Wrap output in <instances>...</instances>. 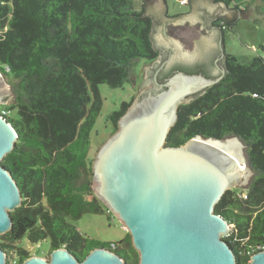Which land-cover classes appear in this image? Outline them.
<instances>
[{"label": "trees", "instance_id": "1", "mask_svg": "<svg viewBox=\"0 0 264 264\" xmlns=\"http://www.w3.org/2000/svg\"><path fill=\"white\" fill-rule=\"evenodd\" d=\"M142 1L138 10L135 0H0V71L14 93L0 113L18 133L2 165L22 193L21 206L11 212V229L0 235L7 264L31 256L19 244L25 238L48 239L49 254L66 248L80 261L95 248L111 249V241L87 237L70 219L110 212L92 187L91 132L103 107L99 86L122 87L136 61L158 55ZM213 1L227 6L234 0ZM220 22L224 34L233 20ZM224 69L220 81L179 105L166 145L180 146L197 135L236 136L245 144L253 171L248 197L240 196V188L227 190L215 211L236 227L238 234L224 239L237 264H249L252 247L264 238V57L243 63L225 53ZM129 105L124 102L110 115L111 134ZM116 242L120 246L113 251L127 264H139L129 232Z\"/></svg>", "mask_w": 264, "mask_h": 264}, {"label": "water", "instance_id": "2", "mask_svg": "<svg viewBox=\"0 0 264 264\" xmlns=\"http://www.w3.org/2000/svg\"><path fill=\"white\" fill-rule=\"evenodd\" d=\"M146 8L152 17L155 44L171 50L172 61L195 56L204 47L219 43L218 25L210 22L222 15L260 19L252 0L247 11L226 9L220 2H192L189 15L165 18L163 0ZM191 23L206 29V35L186 51L171 38L170 24ZM221 50V49H220ZM160 55L158 56V58ZM153 67L144 74L145 87L118 121V130L99 148L93 162V188L96 196L117 216L131 235L139 254V264H237V256L224 239L229 222L215 211L227 190L245 187L253 175L245 144L236 136L223 138L197 135L180 146H167L166 140L178 118L179 105L193 100L221 80L202 74L177 71L154 89ZM222 72L225 73V70ZM0 71V104H12V90ZM18 133L0 113V235L12 227L11 212L22 204V193L12 173L2 165L16 144ZM248 185V184H247ZM0 247V264H7ZM22 264H127L117 252L98 247L83 261L66 248L51 251L48 257L31 255ZM249 264H264V250L251 255Z\"/></svg>", "mask_w": 264, "mask_h": 264}, {"label": "rangeland", "instance_id": "3", "mask_svg": "<svg viewBox=\"0 0 264 264\" xmlns=\"http://www.w3.org/2000/svg\"><path fill=\"white\" fill-rule=\"evenodd\" d=\"M251 1L252 0H234L227 6L223 3L221 4L226 9L247 11ZM135 2L136 8L140 10L143 1L135 0ZM149 2L152 3L155 8L160 7L159 0H150L148 3ZM215 3L217 2L213 1V4ZM163 4L165 7L163 16L165 18L186 16L189 15L192 10V3L184 4L181 0H163ZM255 11L257 13L264 14V5H257L255 7ZM146 12L150 16L148 10H146ZM220 18L226 19V16L222 15L215 18L210 22V24L218 25L221 35L220 24L222 23L220 22ZM228 19L233 20V22L231 26H226V29L223 31L224 34L222 44L224 46V52L233 54L240 62L243 63H246L257 56L264 57V16L260 19H250L239 16H232ZM166 33L171 38L176 40L182 49L192 51L194 49V42L206 35V29H204L201 25H194L191 23L170 24L166 27ZM155 63L156 62H152V59L147 58L136 61L132 68L129 80L126 81L122 87L114 88L108 84H101L99 86L103 98V107L101 114L91 132L92 146L90 157L92 159H95L101 145L112 135L113 124L109 119L110 115L115 111H119L124 102L130 103L131 105L134 101L141 97L146 84L144 74L149 71ZM5 80L12 90L11 82L7 79V77ZM12 96L14 99L13 90ZM0 107H4V105L0 104ZM11 114L14 117H18V111L16 109H13ZM246 186L237 188L245 191ZM93 191L96 195L94 188ZM92 197L93 196H89L90 199H92ZM70 221L82 234L95 240L121 241L127 234V230L124 228L119 218L110 212L102 214L86 213L81 218L70 219ZM19 244L20 246L26 248L31 255H38L42 257L49 256L48 252L50 250V241L48 239L39 243H31L25 238ZM13 260L15 261V258H13Z\"/></svg>", "mask_w": 264, "mask_h": 264}, {"label": "flooded vegetation", "instance_id": "4", "mask_svg": "<svg viewBox=\"0 0 264 264\" xmlns=\"http://www.w3.org/2000/svg\"><path fill=\"white\" fill-rule=\"evenodd\" d=\"M166 16V14H165ZM215 25V24H213ZM153 29V26H152ZM166 34V31H164ZM223 34L221 32L219 43L216 46L215 49H212V47H204L203 51L201 53L195 56H179L176 58V60L172 61V53L171 50H168L167 48H161L158 47L154 39L153 46L156 50H158V55L156 58L152 59V62L155 63V70H154V77H153V84L154 89L150 92L144 93V95L148 93H157L160 89H163L160 85H162L165 80L169 77V74L178 68L177 71H183L187 73H196V74H202L207 77L211 78H217L219 76L224 75V72H222L224 69V55L225 52L223 50ZM222 46V50L221 49ZM160 57L158 58V56ZM183 67L186 70H181L179 67ZM176 71V72H177ZM190 71V72H189ZM194 71V72H192ZM143 96V95H142ZM228 137H225L223 139H226Z\"/></svg>", "mask_w": 264, "mask_h": 264}, {"label": "built area", "instance_id": "5", "mask_svg": "<svg viewBox=\"0 0 264 264\" xmlns=\"http://www.w3.org/2000/svg\"><path fill=\"white\" fill-rule=\"evenodd\" d=\"M182 3L186 4L187 3V0H181ZM6 70H8V67H6ZM3 113L5 114L6 112L3 111ZM240 196H242L244 199H246L248 196L246 194V191H243L242 193H240ZM236 227L234 226V224H230V232L225 235V236H229L230 234H232V232H234L235 234H238V232L233 231V229H235ZM248 234H252L251 232H249ZM264 234V233H262ZM120 245L116 242V241H111L110 242V247L111 249H117ZM261 250H264V238H263V241L258 243L257 245H254L252 247V250H251V253L254 254L255 252L257 251H261ZM15 262V261H14Z\"/></svg>", "mask_w": 264, "mask_h": 264}, {"label": "crops", "instance_id": "6", "mask_svg": "<svg viewBox=\"0 0 264 264\" xmlns=\"http://www.w3.org/2000/svg\"><path fill=\"white\" fill-rule=\"evenodd\" d=\"M148 1H150V0H146L145 2H147V4H148ZM147 4H146V6H147ZM146 10H147V8H146ZM146 14H147V12H146ZM165 14H166V11H165ZM148 15V14H147ZM149 16V15H148ZM150 17V16H149ZM151 18V17H150ZM151 20H152V18H151ZM153 21V20H152Z\"/></svg>", "mask_w": 264, "mask_h": 264}]
</instances>
